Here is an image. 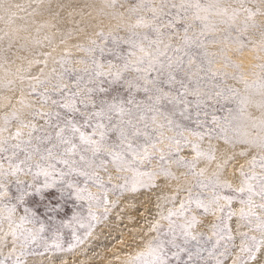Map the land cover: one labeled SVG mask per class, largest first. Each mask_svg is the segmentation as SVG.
I'll return each instance as SVG.
<instances>
[{
	"label": "snow or ice",
	"instance_id": "obj_1",
	"mask_svg": "<svg viewBox=\"0 0 264 264\" xmlns=\"http://www.w3.org/2000/svg\"><path fill=\"white\" fill-rule=\"evenodd\" d=\"M212 12L204 0H133L123 28L75 46L85 58L66 50L49 69L41 53L28 111L0 114V264L56 252L83 264L72 258L94 227L145 193L120 264H264V63L251 81L227 56L236 71L215 70L201 39L217 30ZM247 28L228 34L238 51Z\"/></svg>",
	"mask_w": 264,
	"mask_h": 264
},
{
	"label": "bare ground",
	"instance_id": "obj_2",
	"mask_svg": "<svg viewBox=\"0 0 264 264\" xmlns=\"http://www.w3.org/2000/svg\"><path fill=\"white\" fill-rule=\"evenodd\" d=\"M240 1L251 4L253 0ZM116 2L118 6L113 7L114 0H0V114L13 108L22 113L28 111L22 108L20 101L32 98L29 96L30 82L27 77L36 76L40 72L42 65L37 61L43 59L41 53H50L48 60L50 69L53 66L52 58L59 57L66 50L72 55L81 52L75 46L78 44L86 46L88 40L95 38L99 30L112 31L117 29L119 23L123 26L129 23L127 9L130 2L126 0ZM205 3L213 7L210 19L216 23L217 29L220 20H227V23L232 21V18H229V0H206ZM221 9H227L228 15L220 13ZM243 13V22L240 17L237 18V28L247 24V30L251 31L254 28L255 32V29L260 27L259 25L256 27L257 15L249 18L247 11ZM261 13L264 14V9ZM257 22L260 23L258 20ZM256 31L258 32L257 29ZM248 41L243 51H238L237 45L229 40L228 47L223 48L225 52H219L218 55L227 56L229 60L240 65L244 78L251 81L254 79L250 68H255V64L264 63V42L262 40L259 42L258 39L257 42L251 36ZM239 83V90L244 94V85L241 83L240 87ZM261 99L259 95L253 96L254 101ZM251 111L258 115L255 107H252ZM214 144L221 150L228 147L223 141H216ZM243 162L241 159L240 163ZM201 166H204L203 162ZM214 167L215 165H212V168ZM148 200L147 193L137 195L131 202L122 200L118 208L110 210L107 223L94 227L92 235L86 239L72 260L82 261L83 264H120V261L115 259V254H119L123 260L133 251V248L128 246L131 239L128 234L133 235L144 226V209L151 207ZM130 203L135 207L129 206ZM60 255L61 253L56 252L49 253L47 257H35L33 264H61L58 258Z\"/></svg>",
	"mask_w": 264,
	"mask_h": 264
},
{
	"label": "rangeland",
	"instance_id": "obj_3",
	"mask_svg": "<svg viewBox=\"0 0 264 264\" xmlns=\"http://www.w3.org/2000/svg\"><path fill=\"white\" fill-rule=\"evenodd\" d=\"M126 1H129L130 3L133 2V0H126ZM205 1L206 0H204V2ZM177 2H178V0H177ZM249 8H254L255 10L256 9L258 10V13L259 14H257V16H255V20H256V23L257 24L256 23L255 24L257 25L256 27H259V26L260 27L259 28H256L255 27L258 30V32H257L256 29H255V32H257V33H255L253 31V29H254L253 28V29H251V31L250 30H247V32L245 33V35H246V37L248 39L251 36L256 41L258 39L259 42L261 40L264 42V28H263L264 24H262V22L264 23V14L261 13L262 10L264 9V0H253L251 4H248L247 1L229 0V17L232 16V13H233V10L234 9L240 10L239 11V15H236L234 17V19L232 18V21H231L232 23L231 22L230 23H221V20H220L219 23H218V29L216 31H214V32H219L220 34L214 35L213 34L214 32H208V33H206V35L204 37L201 38L206 43L208 53L215 60L214 68L218 72H226V73L232 74L234 72V70H235L233 67H231V68L234 69V70L232 69V71H231V68L229 69L230 65L229 64H226L225 59H224V56H220V55H218V53L220 52V49L228 47V45H229V40L227 39L228 34L231 33L232 36H235L237 34V29H238L237 26H236L237 25V18L240 17V20L243 22V19H244L243 16H242L244 14L243 11H245L244 9H249ZM257 20L263 26L260 23H258ZM123 27L124 26L121 23H119L117 29L112 30V31H117V30H119V29H121ZM239 28H240V26H239ZM260 28H262L263 30L260 29ZM105 32H107V31H105ZM260 33L262 34V36H260L261 35ZM120 34L121 35H124L123 32H121ZM259 37L261 38V40H260ZM87 44H86V46H87ZM261 46H263V43L261 44ZM263 51H264V48H263ZM72 56L74 58H76V59L85 58L86 57V53H84V52L81 51V52H77L75 55H72ZM232 62H234V61H232ZM255 65H257V64H255ZM77 67H81V65H77ZM229 70H230V72H229ZM250 70L253 71V73H252L253 74V79H256L257 77L254 75V73H256L259 70L257 68H250ZM231 81H232L231 79H228L227 80L228 85L230 84L232 87L235 86V87H237L239 89V87H238V81H236L234 83H233V81L232 82ZM231 83H233V84H231ZM235 84H237V85H235ZM240 84H241V82L239 83V86L241 87ZM227 107H233L234 108L235 107V104L234 103H229L227 105ZM217 114L218 115H223L224 113L218 112ZM39 211L42 213L43 212V209L42 208H39ZM109 217H110V215H108V217L105 220H103L101 223H99L97 225H100V224H103V223H107L108 220H109ZM128 236H132V234H128Z\"/></svg>",
	"mask_w": 264,
	"mask_h": 264
}]
</instances>
